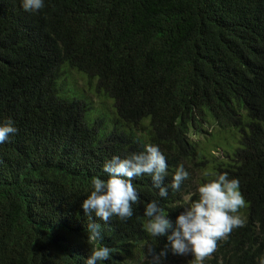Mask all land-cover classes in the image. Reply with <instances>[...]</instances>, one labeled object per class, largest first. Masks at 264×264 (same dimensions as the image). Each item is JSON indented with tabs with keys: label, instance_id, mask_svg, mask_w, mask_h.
Returning a JSON list of instances; mask_svg holds the SVG:
<instances>
[{
	"label": "trees",
	"instance_id": "16d2710c",
	"mask_svg": "<svg viewBox=\"0 0 264 264\" xmlns=\"http://www.w3.org/2000/svg\"><path fill=\"white\" fill-rule=\"evenodd\" d=\"M9 120L0 264H85L92 178L146 144L166 159L165 185L180 166L188 178L162 198L137 177L132 217L95 221L113 250L98 264H151L148 249L167 240L146 233V205L174 223L219 173L239 180L245 226L204 264L264 259V0H44L35 13L0 0V126Z\"/></svg>",
	"mask_w": 264,
	"mask_h": 264
},
{
	"label": "clouds",
	"instance_id": "9594fccd",
	"mask_svg": "<svg viewBox=\"0 0 264 264\" xmlns=\"http://www.w3.org/2000/svg\"><path fill=\"white\" fill-rule=\"evenodd\" d=\"M25 12L35 13L44 7V0H20ZM17 129L11 120L0 126V144L6 142ZM167 162L157 146L146 144L144 150L132 153L121 159L113 156L102 168L106 178L93 177L91 192L82 201L81 208L88 217L87 227L89 241L94 246L85 264H98L110 258L112 249L100 246L103 239L100 224L107 223L113 217L126 221L133 215V205L139 204V196L133 181L142 175H149L152 187L158 189L160 197H167L169 188L178 191L188 178L183 166L176 169L171 183L165 185ZM198 198L183 208L175 222L155 201L144 208L147 223L146 233L153 238L165 237L167 243L158 253L149 248L151 264H160L170 252L172 255H191V264H204L218 249L219 243L237 228L245 226L241 210L246 201L240 191L238 179H230L227 173L215 174V177L200 184L197 188ZM95 218V220H94ZM171 234H168V233ZM264 264V259L260 261Z\"/></svg>",
	"mask_w": 264,
	"mask_h": 264
},
{
	"label": "rangeland",
	"instance_id": "374dc122",
	"mask_svg": "<svg viewBox=\"0 0 264 264\" xmlns=\"http://www.w3.org/2000/svg\"><path fill=\"white\" fill-rule=\"evenodd\" d=\"M72 74H74V73H72ZM71 80L75 84V86H77L78 88H82L85 91H89L90 88L87 86L86 81L84 80V78H81L80 76L75 75V76L72 77Z\"/></svg>",
	"mask_w": 264,
	"mask_h": 264
}]
</instances>
